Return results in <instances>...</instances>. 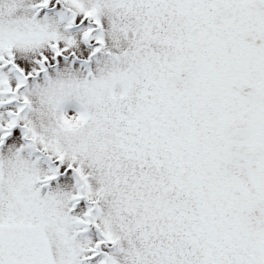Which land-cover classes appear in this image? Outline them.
Listing matches in <instances>:
<instances>
[{
	"label": "snow or ice",
	"instance_id": "obj_1",
	"mask_svg": "<svg viewBox=\"0 0 264 264\" xmlns=\"http://www.w3.org/2000/svg\"><path fill=\"white\" fill-rule=\"evenodd\" d=\"M0 264H264V0H0Z\"/></svg>",
	"mask_w": 264,
	"mask_h": 264
}]
</instances>
